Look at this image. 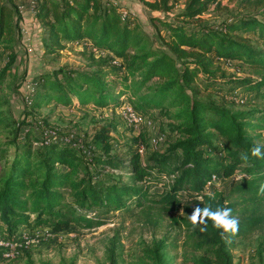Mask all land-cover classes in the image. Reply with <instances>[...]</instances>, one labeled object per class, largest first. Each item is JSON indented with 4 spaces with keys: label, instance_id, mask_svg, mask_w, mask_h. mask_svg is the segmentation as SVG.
<instances>
[{
    "label": "trees",
    "instance_id": "16d2710c",
    "mask_svg": "<svg viewBox=\"0 0 264 264\" xmlns=\"http://www.w3.org/2000/svg\"><path fill=\"white\" fill-rule=\"evenodd\" d=\"M14 1L0 0V45L11 51L15 39L21 36V16L16 17ZM246 2L249 7L258 8L259 16H246L208 28L203 25L202 17L220 6L221 0H185V8L175 15L176 23L157 19L164 31L165 48H162L169 50L166 52L154 48L137 20L131 16L124 18L120 7L111 1L39 0L37 17L45 27L44 41L51 52H61L69 42L85 44L106 60L96 61L92 56L95 66L90 70L59 68L53 76H41L29 114L36 115V110L51 103L64 108L92 105L115 112L125 100L138 115L151 119H154L153 113L176 109L170 117L176 122L172 127L179 137L165 153L153 158L154 166L141 163L140 148H130L135 181L149 182L154 170L159 177H173V180L159 199L150 195V201L149 186L107 183L100 175L94 176L79 147L54 139H42L37 141L40 142L38 147H33L26 141L22 147L16 146L13 160L0 174V236L14 237L20 227H45L63 232L76 224L92 229L103 225V221L93 219L83 210L99 208L109 214L123 210L134 199L139 205L149 200L165 212L182 207L185 217H173V220L190 231L188 237L195 250L212 253L209 259H185L184 264H234L229 254L234 238L246 229L264 224L263 214L254 215L264 205V195L259 194L264 184V157L251 155V148L257 144V136L251 132L264 130V112H234L213 100L197 99L193 94L197 93L196 87L202 80L208 82L207 89L211 90L210 83L217 81L215 78L211 81L214 76L211 69L216 63L223 68L229 61H239L254 67L261 77L254 80L237 74L228 78L224 75L229 89L217 93L245 105L249 98L236 93L244 88L250 98L264 100V51L255 48L250 40L257 37L264 42V0ZM169 3L170 0H157L147 5L168 14ZM183 20L194 23L195 30L178 23ZM10 58L0 74V87L16 60L13 54ZM113 58L119 61L118 66L112 64ZM157 79L161 81L155 83ZM220 83L221 80L217 84ZM188 88L193 94L188 93ZM40 124L43 125L41 121ZM111 126L104 128L98 139L109 141ZM143 134L134 142L145 143ZM216 138H222V149L213 147ZM7 150L0 145V162ZM213 153L223 155L215 157ZM244 155L247 160L242 159ZM93 163L114 170L123 166V161L117 157L95 156ZM240 170L248 179L238 185L234 193L249 195V202L255 204L253 214L245 218L238 217L237 204L229 203L215 188L202 193L211 186L214 175L227 178ZM185 191L202 199L182 206L179 195ZM197 206L231 208L238 220V233L222 235L212 227L211 221L207 231L202 233L189 220ZM227 236L231 237L230 241Z\"/></svg>",
    "mask_w": 264,
    "mask_h": 264
},
{
    "label": "rangeland",
    "instance_id": "374dc122",
    "mask_svg": "<svg viewBox=\"0 0 264 264\" xmlns=\"http://www.w3.org/2000/svg\"><path fill=\"white\" fill-rule=\"evenodd\" d=\"M108 1L120 7L124 18L131 16L137 20L154 48L169 52L168 49H164V31L162 32L161 23L157 19H167L170 23H176L175 15L185 8V0H170L168 7L171 10L168 14L162 10H153L147 5L157 0ZM13 3L16 7V17L21 16L19 25L21 36L12 44L13 51L0 45V74L10 63V55L16 56L11 70L0 87V145L2 148H8L0 162V174H3V169L13 160L16 146L22 147L26 141H30L33 147H38L40 142L37 141L42 139L62 142L70 139L79 141V149L82 151L80 153L91 166L92 174L100 175L105 182L138 187L149 186L151 187L149 200L150 195L158 197L168 190L173 177H159L155 170L147 183L134 180L130 162L133 153L130 148H140L141 163L154 166L153 158L165 153L179 137L172 127L176 122L170 117L176 109L153 113L152 127L147 128L144 125L140 131L146 135V142L143 144L134 142L140 133H134L128 128L122 108L114 112L111 108L100 110L92 105L64 108L51 103L36 110V115L29 114L32 110L31 101L41 76H53L59 68L90 70L95 66L92 56L96 57V61H103L106 58L93 53L85 44L77 45L70 42H64L66 47L61 52H51L44 41L47 37L45 27L37 17L39 0H16ZM21 5L25 6L22 10L19 9ZM249 6L246 0H221L220 6L211 9L202 17L203 25L217 28L219 25L227 24V21H235L246 16L257 17L258 8ZM178 23L188 25L189 29L195 30L194 23L189 24L184 20ZM250 40L255 48L264 51V42L259 41L257 37ZM104 55L109 54L104 53ZM216 67L218 69H215ZM211 70L214 73L211 81L217 79L216 82L210 83L213 85L211 90L207 89L208 82L202 80V84L196 87L197 93L193 94L190 88L188 93H192L197 99L213 100L234 112H264V100L255 96L250 98L244 88L238 89L236 93L249 98L245 105L236 103L232 99H224L218 94L229 89L226 80L223 79L224 75L227 78L234 74L254 80L260 78L259 72L254 67L233 61L223 68L216 63ZM220 80L221 83L217 84ZM160 81L157 79L154 82ZM260 113L256 114V117H259ZM111 124L110 140L106 142L98 139L102 130ZM47 130H54L57 137L48 135ZM158 132L165 136V141L155 147L150 140ZM251 134L257 136L256 143L264 145V130H257ZM213 145L216 149H222V138L214 139ZM212 155L219 157L223 154ZM95 156L117 157L123 161V166L119 170L96 166L93 163ZM216 176L217 179L211 183L212 187L207 186L202 193H209L215 188L228 199L229 203L237 204L238 217L251 216L255 204L249 202L250 196L234 193L236 187L248 179V176L243 175L241 170L227 178ZM192 196L188 191L182 192L179 195L181 205H190L202 199L200 196ZM149 200L139 205L138 200L134 199L128 202L123 210L112 211L109 214H104L99 208L91 211L83 210L84 214L93 219L103 221V225L92 229L76 224H72L63 232H55L45 227L35 229L20 227L17 232L28 234V238L32 237L35 240L33 247L19 258L0 261V264H184L185 259L212 257L209 250H195L188 237L190 231L173 220L185 217L182 207L176 211L165 212L160 205H155ZM243 209H246V212H243ZM261 210L254 215H264V205ZM41 228L49 230L36 231ZM227 238L230 241L231 237L227 236ZM229 254L234 264H264V224L246 229L240 236L235 237Z\"/></svg>",
    "mask_w": 264,
    "mask_h": 264
},
{
    "label": "built area",
    "instance_id": "2783aa9c",
    "mask_svg": "<svg viewBox=\"0 0 264 264\" xmlns=\"http://www.w3.org/2000/svg\"><path fill=\"white\" fill-rule=\"evenodd\" d=\"M25 6L21 5L20 10H22ZM229 64L230 61L228 62ZM112 64L114 66L119 65V61L115 58H113ZM122 112L123 115H125L126 118V124L128 128L132 129L137 133H140L141 129H143L144 125L148 127H152V120L150 117H142L138 115L132 108V106L129 104V102L124 101ZM146 128V127H145ZM47 134L52 137H57V134L54 130H47ZM163 141H165V136L161 134L160 132L156 133L154 138L150 140L151 144L155 147L160 145ZM66 143L72 145L74 148H78L80 143L79 141L74 140H67ZM217 179V176L214 175L212 178V182ZM43 230H49V229H38L37 232H41ZM28 234L17 232L14 237L8 238V237H2L0 236V261H9L12 259L19 258L21 255H23L26 251H29L33 247V244L35 243V240L31 237L28 238Z\"/></svg>",
    "mask_w": 264,
    "mask_h": 264
},
{
    "label": "clouds",
    "instance_id": "9594fccd",
    "mask_svg": "<svg viewBox=\"0 0 264 264\" xmlns=\"http://www.w3.org/2000/svg\"><path fill=\"white\" fill-rule=\"evenodd\" d=\"M262 148H264V145H260L259 143L253 145L251 155L254 157H264ZM247 158V155L242 156L244 160H247ZM259 194L264 195V184L260 186ZM189 220L202 233L207 231L209 221H211L212 227L220 231L222 235L234 236L239 231L238 220L232 215V209L227 207H216L213 209L211 206L204 208L197 206L192 214L189 215Z\"/></svg>",
    "mask_w": 264,
    "mask_h": 264
},
{
    "label": "crops",
    "instance_id": "0c3cea01",
    "mask_svg": "<svg viewBox=\"0 0 264 264\" xmlns=\"http://www.w3.org/2000/svg\"><path fill=\"white\" fill-rule=\"evenodd\" d=\"M79 107V106H78Z\"/></svg>",
    "mask_w": 264,
    "mask_h": 264
}]
</instances>
